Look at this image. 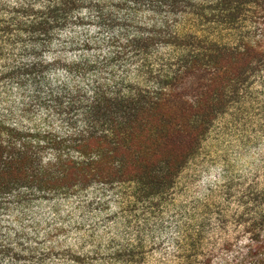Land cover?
Masks as SVG:
<instances>
[{
  "label": "rangeland",
  "instance_id": "obj_1",
  "mask_svg": "<svg viewBox=\"0 0 264 264\" xmlns=\"http://www.w3.org/2000/svg\"><path fill=\"white\" fill-rule=\"evenodd\" d=\"M46 2L0 0V121L58 129L60 121L38 105L39 95L89 90L95 82L151 87L150 76L187 65L188 49L164 41L147 56L133 50L118 56L122 37L153 23L180 39L196 35L223 49L194 61L196 76L178 85L201 133L189 157L155 152L153 121L133 155L143 180L95 183L11 207L0 216V264H264V16L250 4L244 20L230 26L147 10L134 15L102 0V12L118 20L114 27L100 25L99 11L87 10L77 14L83 21L34 47L26 22L37 11L23 6L38 10ZM124 19L134 21L128 29ZM38 58L49 71L36 78L18 74ZM83 61L95 65L83 77L59 71ZM191 84V91L185 88Z\"/></svg>",
  "mask_w": 264,
  "mask_h": 264
},
{
  "label": "trees",
  "instance_id": "obj_2",
  "mask_svg": "<svg viewBox=\"0 0 264 264\" xmlns=\"http://www.w3.org/2000/svg\"><path fill=\"white\" fill-rule=\"evenodd\" d=\"M101 1L47 0L38 10L34 4L23 6L37 11L26 22L27 35L35 40L34 47L50 44L51 36L60 27L83 21L77 14L87 10L99 11L100 25L114 27L118 20L112 14L102 12ZM115 1L116 10H129L134 15L147 10L157 16H188L230 26L244 20V11H248L245 7L250 4L264 16V0ZM132 22L131 19L121 20V26L128 29ZM150 25L149 30H137L122 37L123 45L118 56L128 50L136 52V56H147L151 48L164 41L188 49L187 65L182 64L178 70L166 74L150 76L152 86L148 88L123 83L110 88L95 82L89 90L66 87L52 91L46 99L39 95L38 105L60 121L58 129L51 126L31 128L0 121V216L11 207L31 199L72 195L95 183L113 184L133 178L143 180L140 167H133V155L136 142L143 137V130L153 121L155 135L159 136L155 152L176 160L192 154L201 133L196 130L193 120L196 114L185 97V90L178 85L184 78L196 76L192 70L194 61L202 56L208 57L209 50L223 48L196 35L180 39L174 32L166 31L165 24L159 27L155 23ZM60 67L59 71L70 77H83L95 65L83 61ZM49 68L38 58L22 65L18 74L27 73L36 78ZM185 88L191 91L192 84ZM173 106H180L184 111L170 110ZM180 116H185L187 123ZM179 160L171 167L176 168ZM171 167L168 166V171Z\"/></svg>",
  "mask_w": 264,
  "mask_h": 264
}]
</instances>
